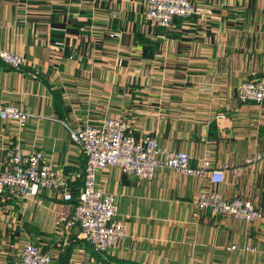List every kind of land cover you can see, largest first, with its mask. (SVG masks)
Masks as SVG:
<instances>
[{
  "label": "crops",
  "instance_id": "crops-1",
  "mask_svg": "<svg viewBox=\"0 0 264 264\" xmlns=\"http://www.w3.org/2000/svg\"><path fill=\"white\" fill-rule=\"evenodd\" d=\"M190 1L197 14L164 29L132 0H0V48L29 61L18 71L0 60V104L31 115L23 130L0 120V172L20 143L27 155L42 152L77 197L86 158L64 124L120 118L130 136L187 152L193 167L210 154L213 168L227 166L223 194L251 196L264 212V160L247 164L264 149V104L238 101L242 82L264 79V0ZM156 173L153 181L119 168L98 174L126 233L104 254L66 227L75 201L47 190L0 193V264H20L28 244L52 264H264V221L202 214L201 181Z\"/></svg>",
  "mask_w": 264,
  "mask_h": 264
},
{
  "label": "built area",
  "instance_id": "built-area-1",
  "mask_svg": "<svg viewBox=\"0 0 264 264\" xmlns=\"http://www.w3.org/2000/svg\"><path fill=\"white\" fill-rule=\"evenodd\" d=\"M132 4L143 7L149 25L164 29L173 27L176 19H187L198 12L190 0H132ZM114 37L118 38L120 34L111 36ZM52 50L63 58V50L56 47ZM0 60L7 67L18 71L29 65L27 58L2 48ZM238 101L243 104H264V79L242 82ZM30 118L29 113L15 105L0 104V120L14 123L21 130L27 127ZM64 125L70 140L86 158L85 176L79 195L75 196L70 183L46 162L42 152L27 155L20 143L5 159V170L0 172V193L29 199L47 190L58 193L66 202L77 200L66 227L78 226L79 237L97 254H104L116 247L126 235L125 225L118 219L115 196L97 188L98 174L107 168H119L122 173L143 181H153L159 168L195 177L201 181L196 206L202 214L210 213L215 217L232 218L247 224L264 221V212L251 196L228 198L223 194L221 185L226 181L227 166L213 168L210 154H206L200 166L193 167L187 152L167 151L153 136L144 140L130 136L127 133L128 123L120 118L105 117L99 125L77 129ZM263 160L264 149L256 152L247 164L254 166ZM20 262L52 264L53 261L51 254L44 253L40 246L28 244Z\"/></svg>",
  "mask_w": 264,
  "mask_h": 264
},
{
  "label": "trees",
  "instance_id": "trees-1",
  "mask_svg": "<svg viewBox=\"0 0 264 264\" xmlns=\"http://www.w3.org/2000/svg\"><path fill=\"white\" fill-rule=\"evenodd\" d=\"M75 204H77V200H75Z\"/></svg>",
  "mask_w": 264,
  "mask_h": 264
},
{
  "label": "rangeland",
  "instance_id": "rangeland-1",
  "mask_svg": "<svg viewBox=\"0 0 264 264\" xmlns=\"http://www.w3.org/2000/svg\"><path fill=\"white\" fill-rule=\"evenodd\" d=\"M102 192V191H101Z\"/></svg>",
  "mask_w": 264,
  "mask_h": 264
}]
</instances>
